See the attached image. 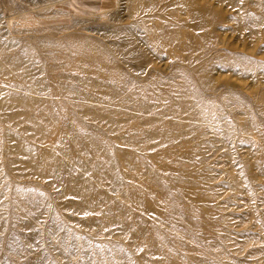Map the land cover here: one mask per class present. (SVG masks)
Wrapping results in <instances>:
<instances>
[{"label":"rangeland","instance_id":"obj_1","mask_svg":"<svg viewBox=\"0 0 264 264\" xmlns=\"http://www.w3.org/2000/svg\"><path fill=\"white\" fill-rule=\"evenodd\" d=\"M149 1L0 0V264H264V0Z\"/></svg>","mask_w":264,"mask_h":264},{"label":"bare ground","instance_id":"obj_2","mask_svg":"<svg viewBox=\"0 0 264 264\" xmlns=\"http://www.w3.org/2000/svg\"><path fill=\"white\" fill-rule=\"evenodd\" d=\"M61 1H62V2H66V1H68V0H61ZM69 1H70V4H71L72 7H75L76 5H78V6H82V5H84V4H83V0H69ZM152 1H153V0H152ZM152 1H151V2H152ZM167 1H168V0H167ZM178 1H179V4H180L181 6H183V8L185 7V9H188V10H190V11H194V12H196V13L201 12V11L204 9V7H200V3H201L202 0H178ZM203 1H204V0H203ZM149 2H150V1H149ZM151 2H150V3H151ZM159 2H160V1H159ZM165 2H166V0H165ZM170 2H172V0H170ZM173 2H174V1H173ZM176 2H177V1H176ZM239 2H240V0H239ZM248 2H249V1H248ZM132 3H134V2H132ZM156 3H157V1H156ZM174 3H175V2H174ZM203 3H204V2H203ZM205 3H206V2H205ZM205 3H204V4H205ZM253 3H254V2H253ZM161 4H162V3H161ZM167 4H168V3H167ZM175 4H176V3H175ZM175 4H174V6H175ZM179 4H178V5H179ZM241 4H242V3H240V5H241ZM249 4H250V3H249ZM251 4H252V3H251ZM254 4H255V3H254ZM99 5H100V4H99ZM101 5H102V4H101ZM137 5H138V4H137ZM137 5H136V7H137ZM143 5H144V4H143ZM143 5H142V6H143ZM145 5H146V4H145ZM163 5H164V3H163ZM236 5H237V4H236ZM245 5H246V4H245ZM86 6H87V5H86ZM96 6H97V5H96ZM96 6H95V7H96ZM133 6H134V4H133ZM155 6H156V5H155ZM170 6H171V5H170ZM174 6H173V7H174ZM181 6H179V7H181ZM202 6H203V5H202ZM233 6H235V5H233ZM242 6H244V5H242ZM247 6H248V4H247ZM250 6H251V5H250ZM88 7H89V6H88ZM95 7H94V8H95ZM104 7H105V6H104ZM107 7H108V6H107ZM112 7H113V6H112ZM134 7H135V6H134ZM140 7H141V6H140ZM150 7H151V6H150ZM166 7H168V6H166ZM176 7H178V6L176 5ZM179 7H178V8H179ZM210 7H211V6H210ZM235 7H236V6H235ZM239 7H240V6H239ZM252 7H253V6H252ZM258 7H259V6H258ZM160 8H161V7H160ZM160 8H159V9H160ZM174 8H175V7H174ZM174 8H173V9H174ZM183 8H180L179 10H181V9H183ZM240 8H241V7H240ZM95 9H96V8H95ZM100 9H101V6H100V7H97L98 12L100 11ZM108 9H109V8H108ZM114 9H115V6H114ZM132 9H133V8H132ZM138 9H140V8L137 7V10H138ZM149 9H150V8H148L147 10H149ZM154 9H155V7H153V10L151 9V11L154 12ZM156 9H157V8H156ZM156 9H155V10H156ZM159 9H158V11H159ZM165 9H166V8H165ZM175 9H176V11L178 10L177 8H175ZM175 9H174V11H175ZM237 9H238V8H237ZM243 9H244V7H243ZM252 9H253V8H252ZM135 10H136V9H135ZM135 10H133L132 12H134ZM137 10H136V11H137ZM166 10H167V9H166ZM166 10H164V11H166ZM168 10H170V9H168ZM240 10H241V9H240ZM108 11H109V10H108ZM138 11H139V10H138ZM141 11H142V9H141ZM164 11H162V13H163ZM172 11H173V10H172ZM176 11H175V12H176ZM184 11H185V10L183 9V12H184ZM250 11H251V9H250ZM95 12H97V11H95ZM144 12H145V11H144ZM169 12H171V11H169ZM175 12H174V13H175ZM207 12H208L209 15H211V14L209 13V11H207ZM99 13H100V15H101L102 18L108 17L107 14H104V10L100 11ZM136 13H138V12H136ZM142 13H143V12H142ZM148 13H151V12L148 11ZM148 13L146 14V16L148 15ZM155 13H156V11H155ZM157 13H158V12H157ZM162 13H160V14H162ZM164 13H165V12H164ZM187 13H188V12H187ZM187 13H184V15L187 14ZM237 13H238V12H237ZM239 13H241V12H239ZM239 13H238V14H239ZM97 14H98V13H97ZM133 14H134V13H133ZM138 14H139V13H138ZM151 14H153V13H151ZM167 14H168V13H167ZM189 14H190V13H188V15H189ZM212 14H213V13H212ZM257 14H258V13H257ZM164 15H165V14H164ZM164 15H163L162 17H165ZM169 15H170V14H169ZM173 15H174V14H173ZM243 15H244V14H243ZM138 16H139V15H138ZM152 16H153V15H152ZM155 16H156V14H154V18L152 17L154 20L156 19ZM175 16H176V15H175ZM179 16H180L181 18H183V17H182L183 15H182V16L179 15ZM185 16H186V15H185ZM190 16H191V14H190ZM253 16H254V15H253ZM144 17H145V16H144ZM148 17H149V20H148V22H149V21H151L150 19H152V18H151L150 16H148ZM148 17H147V18H148ZM166 17H167V16H166ZM169 17H170V16H169ZM173 17H174V16H173ZM176 17H177V16H176ZM242 17H243V16H242ZM242 17H241V18H242ZM257 17H258V16H257ZM259 17H260V16H259ZM99 18H100V17H99ZM140 18H142L143 20H145L143 17H140ZM140 18H139V20H140V22H141L142 19H140ZM170 18H171V17H170ZM203 18H204V17H203ZM241 18H240V20H241ZM157 19H158V16H157ZM157 19H156V20H157ZM174 19H176V18H174ZM178 19H179V18H177V21H178ZM183 19H184V18H183ZM186 19H187V18H186ZM186 19H184V20L186 21ZM191 19H192V18H191ZM191 19H190V21H191ZM201 19H202V18H201ZM139 20H138V21H139ZM146 20H147V19H146ZM156 20H155V21H156ZM158 20H159V19H158ZM158 20H157V21H158ZM187 20H189V19H187ZM152 21H153V20H152ZM172 21H173V20H172ZM194 21H195V20H194ZM194 21H193V22H194ZM205 21H206V19H205ZM145 22H146V21H145ZM159 22L162 23L161 21H159ZM187 22H188V21H187ZM193 22H192V23H193ZM261 22H262V21H261ZM141 23H142V22H141ZM151 23H153V22H151ZM160 23H159V24H160ZM163 23H164V22H163ZM163 23H162V24H163ZM174 23H175V22H174ZM176 23H177V22H176ZM241 23H242V22H241ZM254 23H255V22H254ZM164 24H165V23H164ZM196 24H197V23H196ZM196 24H195V25H196ZM201 24H202V23H201V21H200V25H201ZM237 24H238V23H237ZM145 25H146V23H145ZM183 25H184V24H183ZM193 25H194V23H193ZM195 25H194V26H195ZM202 25H204V23H203ZM244 25H245V24H244ZM247 25H248V24H247ZM258 25H259V23H258ZM263 25H264V24H263ZM141 26H142V25H141ZM157 26H158V25H156V27H157ZM165 26H167V24H166ZM165 26H164L163 28H165ZM171 26H174V25L172 24ZM178 26H179V24H178ZM180 26H182V25H180ZM188 26H189V25H188ZM196 26H197V25H196ZM205 26H208V25H205ZM234 26H237V25L235 24ZM238 26H239V25H238ZM260 26H261V25H260ZM144 27H146V26H144ZM167 27H169V26H167ZM167 27H166V28H167ZM174 27H176V26H174ZM174 27H173V28L171 27V30L174 29ZM183 27H184V26H183ZM183 27H182V28H183ZM244 27H245V26H244ZM247 27H248V26H247ZM251 27H252V26H251ZM169 28H170V27H169ZM176 28H177V27H176ZM176 28H175V29H176ZM182 28H181V30H182ZM196 28H197V27H196ZM200 28H201V27H200ZM203 28H204V27H203ZM233 28H234V27H233ZM257 28H258V27H257ZM141 29H142V28H141ZM143 29H144V28H143ZM146 29H147V28H146ZM160 29H161V28H160ZM178 29H180V27H178ZM184 29L186 30L187 28L184 27ZM184 29H183V30H184ZM188 29L190 30V28H188ZM236 29H237V27H236ZM240 29H243V25H242V24H241ZM161 30H163V29H161ZM189 30H188V31H189ZM194 30H195V29H194ZM203 30H204V29H203ZM206 30H207V29H205L204 32H206ZM219 30H221V29H219ZM219 30H218V31H219ZM230 30H231V29H230ZM232 30H233V29H232ZM146 31H147V30H146ZM152 31H153V30H151V32H152ZM163 31H164V30H163ZM166 31H167V30H166ZM174 31L176 32V30H174ZM177 31H178V30H177ZM191 31H192V29H191ZM209 31H210V30H209ZM235 31H236V30H235ZM151 32H150V34H151ZM184 32H185V31H184ZM189 32H190V31H189ZM189 32H186L185 34L187 35V33H189ZM215 32H216V31H215ZM229 32H230V31H229ZM233 32H234V31H232V33H233ZM237 32H238V31H237ZM237 32H236V33H237ZM239 32L241 33V30H240ZM251 32H252V31H251ZM251 32H250V33H251ZM260 32H261V31H260ZM147 33L149 34L148 31H147ZM153 33H154V31H153ZM158 33L161 34L162 32H160V30H159ZM158 33H157V34H158ZM165 33H166V32H165ZM167 33H170V31L167 32ZM171 33H173V32H171ZM181 33H182V32H181ZM191 33H193V32H191ZM208 33H209V32H208ZM221 33H222V32H221ZM224 33H225V32L222 33V37H223V34H224ZM230 33H231V32H230ZM246 33H247V32H246ZM254 33H255V32H254ZM150 34H149V35H150ZM173 34H176V33H173ZM173 34H172V35H173ZM178 34L180 35V33H178ZM209 34H210V33H209ZM255 34H256V33H255ZM255 34H254V35H255ZM149 35H148V36H149ZM155 35H156V34H155ZM155 35H151V36L155 37ZM158 35H159V34H158ZM169 35H171V34H168V36H169ZM176 35H177V34H176ZM194 35H195V33H194ZM196 35H197V37H199L198 34H196ZM196 35H195V36H196ZM205 35H207V34H205ZM242 35H243V32H242ZM242 35H241V36H242ZM254 35H253V36H254ZM257 35H258V34H257ZM148 36H147V37H148ZM156 36H157V35H156ZM181 36H182V35H181ZM210 36H211V35H210ZM246 36H247V35H246ZM253 36H250V37H253ZM153 37H152V38H153ZM159 37H160V36H159ZM159 37H156V39L159 38ZM162 37H163L164 40H165V38H166L167 36H164V33H163ZM179 37H180V36H179ZM182 37H183V36H182ZM182 37H181V41H182ZM197 37H196V38H197ZM203 37H204V36H203ZM207 37H208V36H207ZM222 37H221V38H222ZM224 37H225V36H224ZM247 37H248V36H247ZM259 37H260V36H259ZM167 38H168V37H167ZM184 38H185V36H184ZM184 38H183V39H184ZM191 38H192V37H191ZM248 38H249V37H248ZM256 38H258V36H257ZM71 39H72V38H71ZM150 39H151V38H150ZM159 39H160V38H159ZM169 39H170V36H169ZM171 39H172V38H171ZM171 39H170L169 41H171V43H173L172 40L174 39V37H173L172 40H171ZM177 39H178V38H177ZM177 39H176V40H177ZM199 39H200V38H199ZM202 39L205 40L204 38H202ZM206 39H207V38H206ZM208 39L213 40V39H211V37L208 38ZM208 39H207V40H208ZM253 39H255V37H254ZM258 39H259V38H258ZM73 40H74V38H73ZM75 40H77V38H76ZM153 40H154V39H153ZM153 40H152V41H153ZM160 40H161V39H160ZM166 40H168V39H166ZM166 40L163 41L162 43L165 44ZM176 40H175V44L177 43ZM179 40H180V39H179ZM185 40H186V39H185ZM210 40H209V41H210ZM223 40H224V38L221 40V42H222ZM260 40H261V39H260ZM183 41H184V40H183ZM186 41H187V40H186ZM188 41H189V40H188ZM251 41H252V40H251ZM178 42H179V41H178ZM212 42H213V41H212ZM219 42H220V39H219ZM162 43H161V44H162ZM179 43H180V42H179ZM184 43H186V42H184ZM203 43H204V42H203ZM206 43H207V42H206ZM206 43H205V44H206ZM208 43H209V42H208ZM210 43H211V41H210ZM222 43H223V42H222ZM157 44H158V43H157ZM157 44H156V45H157ZM164 44H163V45H164ZM177 44H178V43H177ZM159 45H160V44H159ZM159 45H158V46H155V48H157V47L160 48ZM163 45H162V46H163ZM166 45H167V44H166ZM166 45H165V46H166ZM207 45H208V44H207ZM209 45H210V44H209ZM214 45H216V44H214ZM167 46H168V45H167ZM186 46H188V45H186ZM204 46H205V45H204ZM163 47H164V46H163ZM163 47H161V48H163ZM184 47H185V46H184ZM210 47H211V46H210ZM213 47H214V46H213ZM168 48H169V47H168ZM172 48H173V47H172ZM151 49H152V48H151ZM164 49H165V48H164ZM162 50H163V49H162ZM165 50H166V49H165ZM169 50H170V48H169ZM172 50H173V49H172ZM221 50H222V49H221ZM221 50H220V52H221ZM216 51H217V49H216ZM172 52H174V51H172ZM172 52H169V56H170L169 58H174V55H173ZM208 52H210V51H208ZM117 53H118V52H117ZM117 53H116V54H117ZM174 53H175V52H174ZM210 53H211V52H210ZM224 53H225V52H224ZM153 55H154V54H153ZM143 56H144V55H143ZM154 56H155V55H154ZM88 59H89V57H88ZM117 62H118V61H117ZM249 63H250V62H249ZM102 64H103V63H102ZM104 65H105V64H104ZM113 65H114V64H113ZM240 65H242V63H241ZM247 65H249V64H247ZM254 65H255V64H254ZM69 66H70V65H69ZM69 66H68V67H69ZM92 66H93V65H92ZM107 66H108V69H109V68H110L109 65H107ZM95 67H98V66L95 65ZM113 67H114V66H113ZM243 67H245V65H244ZM248 67H249V66H248ZM250 67H251V65H250ZM253 67H254V66H253ZM48 68H49V67H48ZM73 68H75V67H73ZM246 68H247V66H246ZM251 68H252V67H251ZM254 68H255V67H254ZM56 69H57V66H56ZM60 69H61V68H60ZM88 69H89V68H88ZM88 69H87V71H88ZM93 69H94V68H93ZM97 69H98V68H97ZM111 69H112V68H111ZM241 69H242V68H241ZM256 69H257V68H256ZM256 69H255V71H256ZM51 70H55V69L53 68V69H51ZM58 70H59V66H58ZM58 70L55 71V72H58ZM79 70H80V69H79ZM95 70H96V68H95ZM99 70H100V69H99ZM112 70H114V69H112ZM112 70H111V71H112ZM247 70H248V68H247ZM251 70H252V73H253V71H254L253 68H252ZM48 71H49V70H48ZM69 71H70V70H69ZM92 71H93V70H92ZM242 71H243V70H242ZM51 72H52V71H51ZM89 72H90V71H89ZM249 72H250V74H251V71H246L247 74H249ZM58 73H59V72H58ZM71 73H73V72H71ZM82 73H83V72H82ZM104 73H105V72H104ZM112 73H113V72H112ZM243 73H244V72H243ZM52 74H53V73H52ZM80 74H81V73H80ZM96 74H97V73H96ZM113 74H114V73H113ZM244 74H245V73H244ZM258 74H259V73H258ZM68 75H69V74H68ZM254 75H257V74L254 73ZM254 75H252V76L254 77ZM260 75H261V74H260ZM53 76H55V75L53 74ZM73 76H74V75H73ZM73 76H72V77H73ZM100 76H104L103 73H102ZM252 76H251V77H252ZM258 76H259V75H258ZM49 77H51V76L49 75ZM58 77H59V75H58ZM77 77H78V76H77ZM85 77H86V76H85ZM109 77H110V76H109ZM121 77H122V76H121ZM256 77H257V76H256ZM54 78H56V77H54ZM60 78H61V77H60ZM79 78H80V77H79ZM79 78H76V80L79 79ZM97 78H98V77H97ZM85 79H88V78H85ZM92 79H93V78H92ZM98 79H99V78H98ZM108 79H109V78H108ZM60 80H61V79H60ZM81 80H82V79H81ZM81 80H80V81H81ZM96 80H97V79H96ZM116 80H117V79H116ZM42 81H43V80H42ZM51 81H53V80L51 79ZM82 81H83V80H82ZM89 81H90V80H89ZM109 81H111V80H109ZM254 81H255V80H254ZM254 81H253V82H254ZM101 82H102V81H101ZM104 82H105V81H104ZM112 82H113V81H111V83H112ZM115 82H116V81H115ZM117 82H118V81H117ZM123 82H125V81H123ZM256 82H257V80H256ZM41 83H42V82H41ZM41 83H39V84H41ZM43 83L46 84V81L43 82ZM62 83H64V82H62ZM62 83H60V84H62ZM86 83H87V81H86ZM102 83H103V82H102ZM105 83H107V82H105ZM2 84H3V83H2ZM2 84H1V85H2ZM15 84H17V83H15ZM47 84H48V83H47ZM53 84H54V83H53ZM57 84H58V83H57ZM82 84H83V82H82ZM91 84H92V83H91ZM91 84H89V85H91ZM113 84L115 85V84H117V83H113ZM54 85H56V84H54ZM83 85H84V84H83ZM85 85H86V84H85ZM85 85H84V86H85ZM96 85H97V84H96ZM114 85H113V87H114ZM134 85H135V84H134ZM136 85H137V84H136ZM136 85H135V86H136ZM14 86H16V85H14ZM17 86H18V84H17ZM40 86H42V85H40ZM98 86H99V84H98ZM98 86H97V87H98ZM127 86H128V85H127ZM129 86H131V85H129ZM165 86H167V85H165ZM11 87H13V86H11ZM30 87H31V85H30ZM37 87H38V86H36L35 88H37ZM63 87H64V86H63ZM65 87H66V86H65ZM69 87H70V86H69ZM88 87H89V86H88ZM91 87H92V85H91ZM122 87H123V86H122ZM122 87H121V88H122ZM132 87H133V86H131V88H132ZM137 87H138V86H137ZM139 87H140V86H139ZM144 87H145V86H144ZM147 87H148V86H147ZM19 88H20V87H19ZM49 88H51V86H50ZM53 88H54V87H53ZM61 88H62V87H61ZM61 88H60V89H61ZM71 88H72V87H71ZM75 88H76V87H75ZM75 88H74V89H75ZM119 88H120V87H119ZM123 88H124V87H123ZM131 88H130V89H131ZM133 88H134V87H133ZM151 88H152V87H151ZM43 89H44V87H43ZM45 89H46V86H45ZM54 89H55V88H54ZM64 89H65V88H64ZM136 89H137V88H136ZM143 89L145 90V88H143ZM29 90H30V89H29ZM46 90H47V89H46ZM55 90H56V89H55ZM68 90H70V88H69ZM76 90H77V88H76ZM76 90H75V91H76ZM137 90H138V89H137ZM140 90H141V89H140ZM150 90H151V89H150ZM62 91H63V90H62ZM66 91H67V89H66ZM66 91H65V93H66ZM135 91H136V90H135ZM138 91H139V90H138ZM141 91H142V90H141ZM147 91H148V89H147ZM202 91H203V90H202ZM204 91H205V90H204ZM34 92H35V90H34ZM91 92H92V91H91ZM136 92H137V91H136ZM142 92H143V91H142ZM50 93H51V92H50ZM44 94H45V93H44ZM51 94H52V93H51ZM70 94H71V92H70ZM93 94H94V93H93ZM134 94H135V93H134ZM138 94H140V93L138 92ZM207 94H208V93H207ZM72 95H73V94H72ZM95 95H96V94H95ZM95 95H93V96H95ZM97 95H99V94H97ZM204 95H206V94H204ZM52 96H53V95H52ZM60 96H61V95H60ZM66 96H67V95H66ZM134 96H136V95H134ZM64 97H65V96H64ZM64 97H63V98H64ZM71 97H72V96H71ZM71 97H70V98H71ZM89 97H90V96H89ZM193 97H194V96H193ZM54 98H55V97H54ZM59 98H60V97H59ZM92 98H93V97H92ZM194 98L196 99V97H194ZM202 98H204V97H202ZM205 98H206V97H205ZM205 98H204V99H205ZM48 99H49V97H48ZM50 99H51V98H50ZM87 99H88V97H87ZM87 99H86V100H87ZM96 99H99V98H96ZM204 99H203V100H204ZM64 100H65V99H64ZM92 100H93V99H92ZM92 100H91V101H92ZM62 101H63V100H62ZM62 101H61V102H62ZM66 101H69V100H65L64 102H66ZM152 101H153V100H152ZM93 102H94V100H93ZM96 102H98V101H96ZM155 102H156V101H155ZM185 102H187V101H185ZM185 102H184V103H185ZM189 102H190V101H189ZM196 102H197V101H196ZM204 102H205V101H204ZM40 103H41V102H40ZM45 103H46V102H45ZM45 103H44V105H45ZM48 103H49V102H48ZM50 103H51V102H50ZM52 103H53V102H52ZM52 103H51V104H52ZM58 103H59V102H58ZM58 103H57V104H58ZM98 103H99V102H98ZM101 103H102V101H101ZM184 103H183V104H184ZM51 104H50V105H51ZM63 104H64V103H63ZM107 104H108V103H107ZM109 104H110V103H109ZM155 104H156V103H155ZM157 104H158V102H157ZM188 104H189V103H188ZM191 104H192V103H191ZM193 104H194V103H193ZM46 105H47V103H46ZM46 105H45V106H46ZM48 105H49V104H48ZM50 105H49V106H50ZM104 105H105V104H104ZM153 105H154V104H153ZM153 105H152V106H153ZM158 105H159V104H158ZM168 105H169V104H168ZM171 105H172V104H171ZM185 105H186V104H185ZM49 106H47L46 108H43V106H42L41 108H43V109H47V108H50ZM105 106H107V105H105ZM172 106H173V105H172ZM52 107H53V106H51L50 110L52 109ZM54 107H56V106H54ZM59 107H60V106H59ZM62 107L64 108V105H63ZM62 107H60V108L62 109ZM167 107H171V106H167ZM167 107H165V108L168 109ZM106 108H107V107H106ZM155 108L157 109V107H155ZM155 108H154V111H156ZM171 108H172V110H175V107H174V109H173V107H171ZM185 108H186V107H185ZM192 108H193V107H192ZM43 109H42V110H43ZM61 109H60V110H61ZM176 109H177V108H176ZM187 109H188V108H187ZM193 109H194V108H193ZM193 109H192V110H193ZM200 109H201V108H200ZM200 109H199V110H200ZM48 110H49V109H48ZM52 110H53V109H52ZM135 110H136V109H135ZM163 110H165V109H163ZM170 110H171V109H170ZM45 111H46V110H45ZM46 112H47V111H46ZM59 112H61V111H59ZM151 112H153V110H152ZM161 112H162V113H163V112L165 113V111H159L160 114H162ZM181 112H182V111H181ZM184 112H185V110H184ZM190 112H191V109H190ZM190 112H189V113H190ZM193 112H194V111H193ZM193 112H191L190 115L193 114ZM206 112L208 113V111H206ZM141 113H142V112H141ZM141 113H140V114H141ZM145 113H146V112H145ZM147 113H148V112H147ZM169 113H170V111L168 112V114H169ZM177 113H178V112H177ZM182 113H183V112H182ZM182 113H181V115H182ZM185 113H187V112H185ZM195 113H196V112H195ZM199 113H200V111H199ZM207 113H206V114H207ZM56 114H57V113H56ZM62 114H63V112H62L61 114L59 113V115H62ZM99 114H100V113H99ZM155 114H156L157 116H160V114L158 115V113H155ZM201 114H203V112H202ZM65 115H66V113H65ZM169 115H170V114H169ZM185 115H187V114H185ZM197 115H198V112H197ZM199 115H200V114H199ZM208 115H209V114H208ZM54 116H55V114H54ZM56 116H57V115H56ZM56 116H55V117H56ZM98 116H99V115H97V117H98ZM105 116H106V115H105ZM163 116H164V114H163ZM187 116H188V115H187ZM191 116H193V115H191ZM57 117H58V116H57ZM60 117H61V116H60ZM60 117H58V118H60ZM183 117H184V116H183ZM204 117H205V116H204ZM197 118H199V117H197ZM200 118L203 119V117H200ZM206 118H207V117H206ZM96 119H97V118H96ZM98 119H99V118H98ZM101 119H102V118H101ZM177 119H178V117H177ZM185 119H187V118H185ZM192 119H193V118H192ZM102 120H103V119H102ZM102 120H101V121H102ZM189 120H190V118H189ZM193 120H194V119H193ZM209 123H210V122H209ZM39 131H40V130H39ZM135 132H136V131H135ZM37 133L39 134L40 132H37ZM40 134H41V133H40ZM42 134L45 136V133H42ZM47 135H48V134H47ZM38 136H40V135H38ZM40 137H41V136H40ZM5 139H6V137H5ZM40 139H41V138H40ZM3 140H4V139H3ZM35 140H36V139H35ZM41 140H42V139H41ZM33 141H34V140H33ZM34 142H35V141H34ZM37 142H38V139H37ZM28 143H30V142H28ZM32 143H33V142H32ZM38 143H39V142H38ZM8 144H9V143H8ZM8 144H7V145H8ZM3 145H5V144L2 143V146H3ZM7 145H6V146H7ZM30 145H31V144H30ZM33 145H34V144H33ZM37 145H38V144H37ZM35 146H36V145H35ZM40 146H41V145H39V146H37V147H40ZM0 147H1V146H0ZM4 148H5V147H4ZM40 148H41V147H40ZM0 149H1V148H0ZM2 149H3V147H2ZM35 149H36V148L34 147V150H35ZM12 151H13V150H12ZM40 152H41V150H40ZM2 154H3V153H2ZM10 154H11V153H10ZM0 155H1V154H0ZM11 156H13V154H12ZM10 158H11V157H10ZM11 160H12V158H11ZM12 161H13V160H12ZM1 162H2V160H1V156H0V163H1ZM1 165L4 166L3 164H0V166H1ZM4 168H5V167H4ZM0 169H2V168H0ZM5 169H6V168H5ZM29 178H30V177H29ZM13 179H14V178H13ZM14 180H15V179H14ZM257 229H258V228H257ZM175 259H176V258H175Z\"/></svg>","mask_w":264,"mask_h":264}]
</instances>
